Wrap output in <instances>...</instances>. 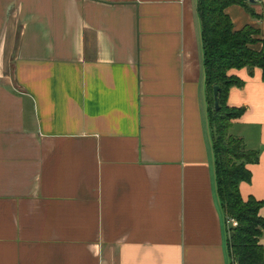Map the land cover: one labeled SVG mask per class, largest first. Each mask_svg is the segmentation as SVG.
I'll return each instance as SVG.
<instances>
[{"label": "crops", "instance_id": "1", "mask_svg": "<svg viewBox=\"0 0 264 264\" xmlns=\"http://www.w3.org/2000/svg\"><path fill=\"white\" fill-rule=\"evenodd\" d=\"M228 75L264 218L263 71ZM207 98L197 0H0V264H231Z\"/></svg>", "mask_w": 264, "mask_h": 264}, {"label": "trees", "instance_id": "2", "mask_svg": "<svg viewBox=\"0 0 264 264\" xmlns=\"http://www.w3.org/2000/svg\"><path fill=\"white\" fill-rule=\"evenodd\" d=\"M240 5L248 8L246 0H197V16L201 26L204 53L209 124L213 138L218 195L228 226L227 244L231 264H264V218L260 216L263 203L254 197L244 199L241 183H250L252 174L248 165L259 161V153L248 149L242 138L230 133L234 121L240 119L246 108L227 106L229 90L240 86L229 71L242 68H260L264 79V41L261 51L251 45L260 42L259 30L246 27L235 31L227 7ZM255 16V13L250 11ZM218 87L220 109H215L214 89ZM234 221L236 225L230 222ZM230 224V225H229Z\"/></svg>", "mask_w": 264, "mask_h": 264}, {"label": "water", "instance_id": "3", "mask_svg": "<svg viewBox=\"0 0 264 264\" xmlns=\"http://www.w3.org/2000/svg\"><path fill=\"white\" fill-rule=\"evenodd\" d=\"M251 3L254 2V0H250ZM218 93H219V88L216 87L214 89V99H215V109L219 110L220 109V104H219V100H218Z\"/></svg>", "mask_w": 264, "mask_h": 264}, {"label": "built area", "instance_id": "4", "mask_svg": "<svg viewBox=\"0 0 264 264\" xmlns=\"http://www.w3.org/2000/svg\"><path fill=\"white\" fill-rule=\"evenodd\" d=\"M230 223H231L232 225H234V226L236 225V223H235L234 221H232V222H230Z\"/></svg>", "mask_w": 264, "mask_h": 264}, {"label": "rangeland", "instance_id": "5", "mask_svg": "<svg viewBox=\"0 0 264 264\" xmlns=\"http://www.w3.org/2000/svg\"><path fill=\"white\" fill-rule=\"evenodd\" d=\"M230 225V224H229Z\"/></svg>", "mask_w": 264, "mask_h": 264}]
</instances>
